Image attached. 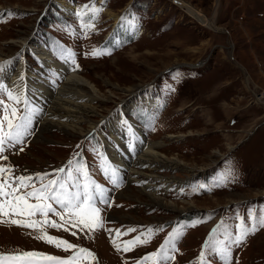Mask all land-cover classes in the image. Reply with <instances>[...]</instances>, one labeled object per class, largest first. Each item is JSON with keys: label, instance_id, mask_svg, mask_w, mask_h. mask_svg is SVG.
Returning a JSON list of instances; mask_svg holds the SVG:
<instances>
[{"label": "rangeland", "instance_id": "rangeland-1", "mask_svg": "<svg viewBox=\"0 0 264 264\" xmlns=\"http://www.w3.org/2000/svg\"><path fill=\"white\" fill-rule=\"evenodd\" d=\"M88 1H94L93 8L97 10L98 6L99 11L85 4L86 11L81 15L78 10L66 13L62 5L68 2L64 0H0V16L3 10L13 14L5 21L0 19V46L6 53L5 59H16L17 64L23 60L28 69L42 70L43 65L30 48L41 46L50 54L47 38L55 55L72 54L70 48L56 44L51 36L69 37L66 29L50 21L52 14L57 15L80 32L79 74L97 87L101 97L109 98L94 102L98 111L92 118L94 124H81L85 129L81 135L68 136L51 129L48 138L40 135L36 139L43 116L33 114L19 93L0 80L1 96L6 102L8 92L20 97L19 106H12L17 109V115L32 116V134L24 137L27 145L20 148L24 141L5 143L2 156H7V160L0 157V165L10 166L13 176L23 175L25 169L47 174V179L64 178L69 167L86 168L90 180L100 186L108 201L102 203L97 196L103 227L92 232L74 228L64 232L45 226L49 235L95 254V261L89 258L83 264H153L152 260L143 261L152 253H158L155 264H200L201 252L205 253L208 264H225L219 251L212 253L205 246L210 237L230 250V264H264V228L249 234L241 243H234L242 224L252 227L250 211L257 219L264 215V107L256 101L264 103V98L259 99L260 95L264 96V0H182L191 8L174 0ZM135 7L144 14V26L139 23L140 14ZM196 10L209 19L215 15L217 29L199 21ZM132 20L137 22V27L136 24L131 27ZM128 36L135 40L127 42ZM109 39L116 47L110 57L86 56L88 48L103 46ZM60 59L71 61L65 55ZM172 71L179 72L170 79L172 83L178 80L174 86L176 92L167 88ZM49 78L52 88L62 83L58 77ZM135 85L138 87L131 92H124ZM28 93L32 98L34 92L29 89ZM9 100V104L3 102L0 108L15 103ZM117 113L133 120L146 139L155 142L157 150L167 158H178L183 163L157 171L140 167L143 173L158 176L159 181L176 179L171 186L159 182L162 189L156 196L178 207H187L190 202L195 208L177 214L152 203L145 191H141L142 185L115 173L108 153L103 156L93 145V136L85 141L84 137L94 131L97 145L105 151L101 138L108 140V127ZM3 114L0 111V119ZM169 134L174 137L170 138ZM128 138V143L119 145L118 137L114 139L118 150L121 145H135V140ZM84 144L86 148L81 149ZM131 152L117 151L115 157L112 153L114 162L130 161ZM59 168L65 172L57 173ZM74 175L83 185V174ZM36 177L32 182L38 181L33 184L40 187ZM123 190L132 198H125ZM36 219L42 218L37 215ZM49 219L61 222L53 214H49ZM117 230L122 233L117 239L121 250L112 243ZM149 230L147 243L129 252L122 250L124 241L136 236L143 239ZM71 231L77 235L72 236ZM36 234L32 229L0 223V253L38 251L62 258L71 254L34 239Z\"/></svg>", "mask_w": 264, "mask_h": 264}, {"label": "snow or ice", "instance_id": "snow-or-ice-1", "mask_svg": "<svg viewBox=\"0 0 264 264\" xmlns=\"http://www.w3.org/2000/svg\"><path fill=\"white\" fill-rule=\"evenodd\" d=\"M8 15L13 14L9 12ZM99 54L97 51L92 53L93 56ZM2 88L3 86L0 85V89ZM8 97L17 103L20 102V97L13 96L11 92H8ZM25 103L27 102L25 101ZM0 104H3V101H0ZM31 126L32 116L30 114L18 116L15 107L9 109V106L4 105V116L0 119V157L7 160V156H2L5 143H22L24 137L32 134ZM71 164L72 161H69V165ZM56 172L64 173L65 169H57ZM74 173L83 174V185L77 182ZM36 179L40 181V187H35L32 184L33 177L13 176L10 166L0 165V223L32 229L37 233L33 236L34 239L71 254L62 258L38 251H17L7 255L0 253V264H83V261L89 258L95 261L94 253L66 239L49 235L45 226L64 232H69L73 228L80 231L88 230L89 232L102 228L101 209L96 206V203L97 196H99L100 202L108 203L104 198L103 190L99 185L93 184L84 166L74 170L69 167L64 178L47 179V174H37ZM45 179H47L46 183L44 182ZM29 188H31L30 191L27 190ZM49 214L59 217L61 222L50 220ZM37 215L42 219H36ZM250 215L253 216L254 220L252 227H245L242 224L240 234L234 243L239 244L249 234H254L259 228H264V215L258 219L251 211ZM129 231H135V229H129ZM71 235L76 236L77 232L71 231ZM121 235L122 233L117 230L116 238L112 240L117 250H121V244L117 243V239ZM150 235L151 230L143 239L141 236H136L134 239L124 241L122 250L129 252L137 245L147 243ZM172 238H175L174 235ZM218 244L221 245L219 248H217ZM205 246L212 253L219 251L225 260V264H230V250L224 248L222 242L215 241L210 237ZM163 247L162 245L161 248L163 249ZM157 257L158 253H152L144 257L143 261L152 260L155 264ZM164 259H168V257H164ZM138 264H142V262H138ZM200 264H208L204 252L200 254Z\"/></svg>", "mask_w": 264, "mask_h": 264}, {"label": "bare ground", "instance_id": "bare-ground-1", "mask_svg": "<svg viewBox=\"0 0 264 264\" xmlns=\"http://www.w3.org/2000/svg\"><path fill=\"white\" fill-rule=\"evenodd\" d=\"M64 1L68 2L64 5V7L62 5V8L66 13H73L75 10H78L80 15L86 11L83 9V5L88 4L93 8L92 3L94 2H82L77 5L73 0ZM72 2L74 3V5ZM174 2L178 3L179 5L191 8L189 4L182 0H174ZM96 7L97 10L95 8L93 9L99 11V7ZM62 8H60L61 11H63ZM196 12L197 13L195 16L199 21L206 23L208 27L214 29L215 15L212 16L211 19H209L205 15H203L202 12L197 10ZM134 24H136V27L138 26L137 23L132 20L131 27ZM135 28L132 29L135 30ZM215 28L217 29V27ZM12 44H15V40L12 42ZM46 48L48 49V47ZM8 51H10V48L8 49ZM30 51L32 52L35 59L37 58V60L41 63V66L43 65L44 67H47L59 78V81L62 80L61 85H57L58 87H53V89L50 86L51 82L48 81V74L45 73L42 68V70L32 71L26 67L25 61L23 60H21L17 64L16 59H5L4 57H6V53L1 46L0 80L6 81L16 92L19 93L21 99L23 98L22 100L24 101V103L26 101L30 109H32L31 111L33 114L39 117H44H42L40 120L41 128L38 129V137L35 136V138L39 139L40 135L42 138H48L50 136V133L48 132H50L51 129L60 130L68 136L81 135L85 130L81 124L88 123V126L94 124L92 118L94 114L98 113L97 106L94 105V102H97L98 100L100 102H105V100L107 101L109 98L104 97L103 95L101 97L99 91L97 90V87L92 84V82H90L87 78L79 74V70L81 69L78 68L75 62L73 63L69 60H57L54 58L50 50L48 51L53 57L47 52L45 48L41 46L31 47ZM137 87L138 85H135L134 87L130 86L124 89V92L129 93ZM29 89L34 92L32 94V98L27 96V94H29ZM83 99L86 100L83 101ZM43 101L45 102L43 103ZM120 114L117 113V117L118 115L120 116L113 119V122L109 124V135L107 136L108 140L101 138L103 144L105 145L106 152L108 153V156L110 158V162L116 168L115 173L118 174L119 177H122L129 182L132 181L139 183L140 186L142 185L143 189L141 191H145L144 193L148 195L149 199L154 204L165 206V208L170 209V211L176 212L177 214H179L180 212H187L195 208L193 204H190V202H185L188 204L187 207H178L175 203L164 202V200L160 196H156L159 190L162 189V187L160 186L161 183H168L170 186L175 185L176 179L164 178V181H159L158 176H156L155 174L151 175L143 173L140 167L151 168V170L157 171L163 168H176V166H181L183 163L178 161V158H167L166 155L160 152V150H157L155 142L153 143V141H149L146 139L143 131L133 120L127 117L125 118L126 115H124V113ZM35 118L38 120V117L35 116ZM43 132H45L44 135H42ZM117 137L118 145L121 143H128L130 140L128 137L135 140V145L130 142V145H121L118 150V146L114 142V139ZM169 137L172 138L174 137V135L169 134ZM116 150L118 152L132 151L131 154H128L130 161L121 163L120 161L115 160L114 162L113 157L118 155ZM112 153L114 155L113 157ZM183 169L187 168H185L184 166ZM194 169L196 170L197 168ZM202 169L203 168L197 170ZM24 171H26L22 173L24 174V176L35 177L37 176V174H40L39 171L32 172V170L28 171L25 169ZM127 173L131 174L128 176ZM167 189L168 188L166 187L165 190ZM123 191V194L127 196H125V198H132V195L127 194V190ZM129 219L133 220L134 217H129Z\"/></svg>", "mask_w": 264, "mask_h": 264}, {"label": "trees", "instance_id": "trees-1", "mask_svg": "<svg viewBox=\"0 0 264 264\" xmlns=\"http://www.w3.org/2000/svg\"><path fill=\"white\" fill-rule=\"evenodd\" d=\"M74 1H79V2H84V1H87V0H74ZM54 7L55 8H57L56 7V5H54ZM135 9L137 10V12L140 14V19H139V23L140 24H142L143 26L145 25V23H143L142 21L144 20V14L142 13H140V11H141V8H139V9H137L136 7H135ZM140 10V11H139ZM8 11H2V13H1V16H0V19H2L3 21H5L8 17H9V15H8ZM146 14V13H145ZM13 16V15H12ZM146 16V19H148V15L146 14L145 15ZM49 19H50V21H52V20H54L56 23H57V26H58V28H64V29H66L67 30V34H68V39H65L63 36L62 37H59V36H53V35H51L54 39H55V41H56V44H58V45H64L65 47H66V49H68V48H70L71 49V53L75 56V58H76V62H77V64H79L80 65V63H78V58H79V47H78V44H77V42L79 41V39H80V37H81V35H80V32L78 31H76V29H74L71 25H67V23H66V21L65 20H62V19H59L58 17H57V15H51L50 17H49ZM60 22H62V24H60ZM48 24H50L51 25V22H49ZM53 25H51V27H52ZM65 26V27H64ZM73 34H74V36H73ZM127 39V42H131V41H134L135 39L133 38V37H131V36H129V37H125V40ZM47 40H48V38H47ZM125 40H123V42H125ZM48 42H49V40H48ZM50 43V42H49ZM116 50V48L114 47V45H113V41H112V39H110V40H108L105 44H103V46H95V48H88V50H87V53H88V55H86V56H91V57H93V58H98V57H103L102 59H104L105 57H110L111 55H112V53L114 52ZM93 51H97V52H99L100 54L99 55H96V56H93L92 55V53H93ZM180 69H183V68H180ZM176 71V70H175ZM188 71H191V70H188ZM179 72H177L176 74H178ZM176 74H174V72L172 71L171 73H170V78H169V80L168 81H170V79H173L175 76H176ZM178 79V78H177ZM178 84V80H176L175 81V83L173 82H169L168 83V86H167V88H168V90H170V89H173L174 91H175V88H174V86H175V84ZM176 87V86H175ZM176 92V91H175ZM167 94H169L168 92H167ZM94 139H95V137H94ZM94 142H96V139H95V141ZM199 190V189H198Z\"/></svg>", "mask_w": 264, "mask_h": 264}, {"label": "built area", "instance_id": "built-area-1", "mask_svg": "<svg viewBox=\"0 0 264 264\" xmlns=\"http://www.w3.org/2000/svg\"><path fill=\"white\" fill-rule=\"evenodd\" d=\"M259 97H260L259 99H261V98H264V96H263V95H260ZM255 99H256V97H255ZM256 101H257V102H259L260 104H262V106L264 107V103H263V102H260V101H259V100H257V99H256Z\"/></svg>", "mask_w": 264, "mask_h": 264}, {"label": "water", "instance_id": "water-1", "mask_svg": "<svg viewBox=\"0 0 264 264\" xmlns=\"http://www.w3.org/2000/svg\"><path fill=\"white\" fill-rule=\"evenodd\" d=\"M255 130V129H254Z\"/></svg>", "mask_w": 264, "mask_h": 264}]
</instances>
